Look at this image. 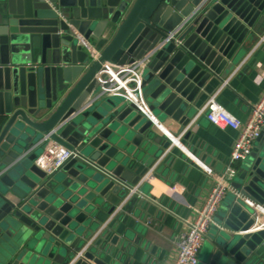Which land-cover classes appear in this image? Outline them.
Masks as SVG:
<instances>
[{"label":"water","instance_id":"95a60500","mask_svg":"<svg viewBox=\"0 0 264 264\" xmlns=\"http://www.w3.org/2000/svg\"><path fill=\"white\" fill-rule=\"evenodd\" d=\"M256 22L264 0H0V264H106L99 242L84 248L122 204L149 210L124 183L143 180L141 150L172 139L98 75L144 60L149 110L182 133ZM53 143L79 155L48 174L37 160ZM242 162L201 264L264 260V128Z\"/></svg>","mask_w":264,"mask_h":264},{"label":"crops","instance_id":"0c3cea01","mask_svg":"<svg viewBox=\"0 0 264 264\" xmlns=\"http://www.w3.org/2000/svg\"><path fill=\"white\" fill-rule=\"evenodd\" d=\"M256 26L260 32L254 35L255 40L248 42L246 54L226 78L209 84L210 92L200 100L185 131L180 133L176 122L168 125L159 122V136L168 137L165 134L168 131L177 143L172 142L158 156L141 150V161L134 171L144 170L145 176L148 175L142 180L140 190L149 197V210L134 205L129 212L122 204L84 249L99 242L98 249L106 253V264H173L176 261L178 239L187 229L185 221H193L197 209L205 203L215 178L228 166L239 135L237 130L212 125L201 113L202 108L216 95L232 115L247 121L264 93V23L256 22ZM186 131L190 132L188 137ZM199 162L212 169L213 175L207 174ZM242 164V161L234 164L236 175L231 184ZM216 216L213 225H216ZM260 223L264 229V214ZM210 244L208 236L199 264L208 256ZM260 260L256 259L254 264H260Z\"/></svg>","mask_w":264,"mask_h":264},{"label":"built area","instance_id":"2783aa9c","mask_svg":"<svg viewBox=\"0 0 264 264\" xmlns=\"http://www.w3.org/2000/svg\"><path fill=\"white\" fill-rule=\"evenodd\" d=\"M181 27L169 34V38L176 37L181 31ZM146 62L144 60L134 65H110L107 64L108 77L102 79L98 75V79L102 85V94L104 96H120L138 105L139 110L144 115L150 117L155 124L161 126L159 121L153 116L149 110L148 104L143 96V75ZM109 84L108 86H104ZM201 113L206 119L215 126L220 128H231L237 130L239 135L234 144L231 158L225 171L215 178V184L211 189L203 206L197 209L196 216L193 221H185L187 229L180 234L178 239V253L176 261L173 264H199L200 252L204 242L208 238L209 230L215 222V216L223 204L226 196L230 192L236 191L231 181L236 175L234 164L238 161L246 160L253 151L255 142L262 129L264 128V93L258 103L253 107L252 113L247 121H242L232 115L218 100L217 96H212L206 105L202 108ZM165 134L176 144V139L168 131ZM79 155L76 149L71 150L59 143H53L37 160V164L48 174H52L61 168L71 157ZM200 166L207 174L213 175L212 169L200 163ZM148 175L143 179L146 180ZM142 182V181H141ZM128 197L138 195L141 198L148 196L140 190L139 183L130 187ZM126 199V200H127ZM121 208V207H120ZM261 228V227H260Z\"/></svg>","mask_w":264,"mask_h":264},{"label":"rangeland","instance_id":"374dc122","mask_svg":"<svg viewBox=\"0 0 264 264\" xmlns=\"http://www.w3.org/2000/svg\"><path fill=\"white\" fill-rule=\"evenodd\" d=\"M199 258H200V255H199Z\"/></svg>","mask_w":264,"mask_h":264}]
</instances>
